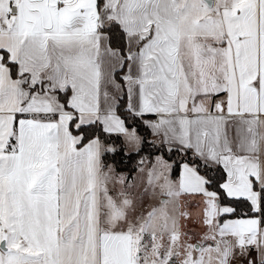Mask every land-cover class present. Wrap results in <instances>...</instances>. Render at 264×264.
Instances as JSON below:
<instances>
[{
	"label": "snow or ice",
	"instance_id": "1",
	"mask_svg": "<svg viewBox=\"0 0 264 264\" xmlns=\"http://www.w3.org/2000/svg\"><path fill=\"white\" fill-rule=\"evenodd\" d=\"M0 264H264V0H0Z\"/></svg>",
	"mask_w": 264,
	"mask_h": 264
}]
</instances>
